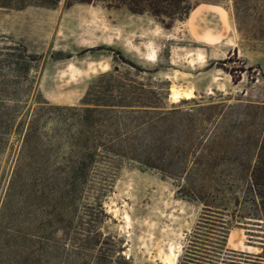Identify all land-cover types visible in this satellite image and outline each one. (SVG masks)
Segmentation results:
<instances>
[{"label":"rangeland","instance_id":"obj_1","mask_svg":"<svg viewBox=\"0 0 264 264\" xmlns=\"http://www.w3.org/2000/svg\"><path fill=\"white\" fill-rule=\"evenodd\" d=\"M98 82L127 95L114 113L148 99L177 109L161 131L184 168L105 152L114 113L93 128L79 116ZM172 85L191 96L172 100ZM0 94L17 97L5 105L18 121L0 128V264H264V221L248 217L264 0H200L170 27L104 0L0 7ZM197 157L226 161L187 183Z\"/></svg>","mask_w":264,"mask_h":264},{"label":"trees","instance_id":"obj_2","mask_svg":"<svg viewBox=\"0 0 264 264\" xmlns=\"http://www.w3.org/2000/svg\"><path fill=\"white\" fill-rule=\"evenodd\" d=\"M59 0H0V7H13L21 8L27 4H42V5H54ZM93 0H64V3L70 4L73 2H90ZM103 1V0H102ZM108 2L109 5L120 6L123 5L131 12H147L149 15L155 18V20L164 27H170L177 20H183L187 17L189 11L193 6L200 0H104ZM213 2H218L220 0H210ZM234 1V0H232ZM114 2V3H113ZM104 77L99 76L96 81H104ZM122 87V83L115 82L114 86ZM103 88L105 91L98 93H93L90 90L94 87ZM106 86V85H104ZM109 88H104L98 83H92L88 85L84 95L83 101L86 105L80 108L81 113L79 114L81 120L84 121L85 125L89 128H93L95 123V114L96 115H106L114 111L111 107L114 104L124 105V102L127 95L124 91L118 90V95L108 94ZM93 93V94H92ZM89 94L91 96H89ZM16 100L17 97H8L0 94V128L6 129L7 132L12 127L16 121V102L13 105H5L7 99ZM117 98V99H116ZM134 101V100H133ZM134 105L137 107L119 109L114 113L115 121L114 125L110 131L99 130V134L109 135L108 139L99 143L102 149L105 152L112 153L114 155L137 159L143 165L150 167L153 166L148 159L156 157L160 159L162 163L160 166L165 168H172L171 170H180L184 168L185 159L182 153L179 155L175 152H171L169 147L165 145L162 137V121L168 115H173L179 111L175 108L164 109L159 101H150L149 99L144 101H136ZM133 105V104H131ZM150 107V108H146ZM160 107V108H159ZM258 153L256 159L252 163L249 172H248V187L251 191L250 204L252 210L248 217L262 219L264 221V137L258 147ZM146 160V161H145ZM224 158H214V157H197L193 162L192 169L188 173H184V178L187 183H191V180L194 178H211L207 174L209 172L213 173V169L216 168L219 164L225 162ZM157 168H161L156 166ZM207 170V171H205ZM173 171L169 172L170 174ZM166 174L165 172H162ZM209 175V176H208ZM219 175V174H218ZM217 176L213 178H222ZM186 183V184H187ZM207 208V207H206ZM220 227H224L223 219H220ZM229 251H232L229 250ZM264 253V247L260 251ZM230 253V252H229ZM229 256L222 257L221 261L218 264H238L239 260L234 259L231 254ZM264 256V255H262Z\"/></svg>","mask_w":264,"mask_h":264},{"label":"bare ground","instance_id":"obj_3","mask_svg":"<svg viewBox=\"0 0 264 264\" xmlns=\"http://www.w3.org/2000/svg\"><path fill=\"white\" fill-rule=\"evenodd\" d=\"M198 53L201 54L200 52H198ZM148 55H149L148 58H152V56H153V49H152V51L149 52ZM169 96L171 97L172 100H178L179 98H188V97L191 96V89L190 88L189 89H181V88H179V87H177L175 85H172L170 87V94H169Z\"/></svg>","mask_w":264,"mask_h":264}]
</instances>
